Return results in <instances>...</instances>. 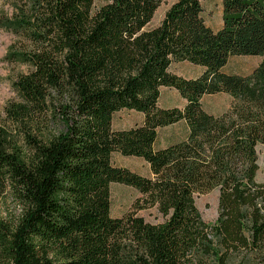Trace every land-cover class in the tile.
<instances>
[{
	"label": "trees",
	"instance_id": "16d2710c",
	"mask_svg": "<svg viewBox=\"0 0 264 264\" xmlns=\"http://www.w3.org/2000/svg\"><path fill=\"white\" fill-rule=\"evenodd\" d=\"M165 1L94 11L95 0H0V30L16 38L6 60L31 69L7 110L23 134L0 123V195L23 208L14 224L0 221V264H264V59L248 76L223 71L232 57L264 56V0H222L218 31L205 0H171L147 29ZM174 62L204 71L183 78ZM162 88L184 108H161ZM218 94L231 103L216 115L202 99ZM122 110L143 123L114 130ZM182 122L187 136L155 149L159 129ZM115 153L144 160L151 177L114 166ZM113 183L141 195L119 218ZM214 190L219 216L209 224L196 198ZM152 208L161 223L138 215Z\"/></svg>",
	"mask_w": 264,
	"mask_h": 264
},
{
	"label": "rangeland",
	"instance_id": "374dc122",
	"mask_svg": "<svg viewBox=\"0 0 264 264\" xmlns=\"http://www.w3.org/2000/svg\"><path fill=\"white\" fill-rule=\"evenodd\" d=\"M110 0H95L94 11H97L101 6ZM172 1L166 0L156 11L153 20L147 29L157 27L163 20L165 13L171 6ZM203 5V17L206 24L218 31L223 25L222 19V0H205ZM16 38L11 33L0 30V123L6 127L15 136L23 134L25 128L8 119L7 110L20 102V97L15 87V83L22 75L30 72V67L24 64L10 63L6 60V55L10 48L14 46ZM264 59L263 57L239 56L232 57L224 72L227 74H235L240 76L250 75ZM171 72L178 76L187 79L199 77L204 69L190 64L188 62H174L171 66ZM231 98L226 94H218L205 96L202 99L203 107L209 113L219 115L230 106ZM186 101L181 97L179 92L174 88H162L159 106L161 108L178 107L183 109ZM144 116L141 113L122 110L115 114L113 120L114 130H126L142 124ZM55 127V126H54ZM53 129V128H52ZM187 136V127L184 122L159 129L158 141L155 149L167 147L170 144L176 143ZM259 167L257 180L264 183V146L258 147ZM113 165L120 168L128 169L134 173L145 177H151L149 165L142 159L136 157H125L120 153H115L112 157ZM111 190V216L119 218L128 213L133 208V203L141 195L133 188L123 184L113 183ZM196 205L201 213L202 218L209 224H215L219 216V191L214 190L208 194L198 196ZM23 214V208L18 204L11 194L5 193L0 195V221L7 224H14ZM139 216L143 217L150 223H161L162 216L156 208L140 211ZM201 262V260H199ZM197 264H216L215 261H207Z\"/></svg>",
	"mask_w": 264,
	"mask_h": 264
}]
</instances>
